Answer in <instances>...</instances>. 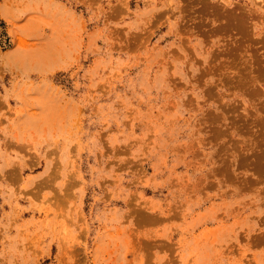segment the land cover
I'll list each match as a JSON object with an SVG mask.
<instances>
[{
  "label": "rangeland",
  "instance_id": "rangeland-1",
  "mask_svg": "<svg viewBox=\"0 0 264 264\" xmlns=\"http://www.w3.org/2000/svg\"><path fill=\"white\" fill-rule=\"evenodd\" d=\"M0 19V264H264V0Z\"/></svg>",
  "mask_w": 264,
  "mask_h": 264
},
{
  "label": "trees",
  "instance_id": "trees-1",
  "mask_svg": "<svg viewBox=\"0 0 264 264\" xmlns=\"http://www.w3.org/2000/svg\"><path fill=\"white\" fill-rule=\"evenodd\" d=\"M9 44V38L6 34L4 23L0 19V45H2L3 47H8Z\"/></svg>",
  "mask_w": 264,
  "mask_h": 264
}]
</instances>
